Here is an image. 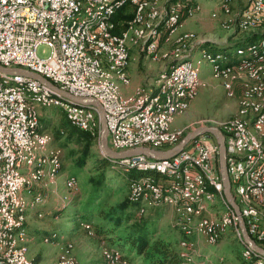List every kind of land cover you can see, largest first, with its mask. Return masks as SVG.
Listing matches in <instances>:
<instances>
[{"label": "bare ground", "instance_id": "bare-ground-1", "mask_svg": "<svg viewBox=\"0 0 264 264\" xmlns=\"http://www.w3.org/2000/svg\"><path fill=\"white\" fill-rule=\"evenodd\" d=\"M96 1H99L100 6H97ZM209 1H221L224 13L228 16L232 15L234 0ZM126 2L127 0H114L109 5V0H72L73 11H66L61 22L53 23V32L59 33L54 35V46L57 47L58 58L61 66L64 67L67 79H55L49 72L36 71V64L34 63H27V71L49 80L62 91L71 89L78 94H83L86 98L97 101L104 97L107 98L112 109L117 111L107 128L110 140L116 148L122 150L119 152L143 147L159 150L165 146L178 145L183 134L172 127L171 119L190 107L191 103L198 97L201 85L199 72L191 55L192 37L187 33L178 35L174 41L176 46L174 53L186 52L188 46L190 53L185 54L171 71L164 74L160 80V86L168 85L175 73H179L185 66H189V73H195L197 88L196 91H192L189 102H184L180 95L188 89L190 75H183L182 80H173L165 91L164 87H159L145 104L133 109L127 105L125 96L121 95L120 84L112 81V76L118 77L119 81L127 82L125 71L130 65V44L143 46L146 56L156 60L158 50L153 55V47L158 48V41L162 37V33L168 32L170 35L176 33L182 18L185 15L192 18L199 9L197 6L186 8L181 1L171 0L168 6L163 8L160 5V0H145L139 8L138 16L129 21V28L124 32V39L120 42L122 71L124 72L122 74L121 71H118V65L99 61L97 53L90 47L92 30L106 26L107 20L115 16L116 11H119ZM176 8L177 11H183V13H176V18H174V9ZM252 9H260V2H252ZM245 12H247V7L237 22V28L245 32L264 31V18H247L245 24ZM149 13V23L160 21L162 33L160 29H153L151 25L147 24V14ZM8 20H10V13L0 12V23ZM238 54H247V57L237 60L234 65H232V61L229 62L228 57L214 56L207 51L203 52L202 58L214 67L215 77L218 79L226 81L236 73H246L251 78V85L242 90V95L239 98V116L226 123L221 132L232 129L234 125L242 126L247 140L252 141L258 152L242 163L237 171V181L242 187L231 184V188L238 205L264 220V201L254 195L256 178L252 177L254 172L264 167V129H261L257 122L261 119V111H264V42L259 47H250L246 52L239 50ZM0 66L7 69H22V61L0 57ZM222 70H226V72L220 73ZM25 77H14L0 73V93L14 95L26 106L22 107V116L19 122H15L14 117H7L6 139H4L5 151L13 154L4 156L2 169H10L13 166L15 185L12 190L3 189L5 217L4 222L0 223V261H3L4 256V259L10 260L11 264H33L22 244L23 240L28 239L27 224L29 218L24 198L27 196L33 198V204L39 203L35 199L36 187L34 183L41 184L45 179L57 180L63 168V162L59 158L45 153L49 139L40 130V108L58 106L64 110L72 126L89 132L92 136L100 133L95 125L97 109L76 105L47 86L36 84L34 82L36 80ZM225 88L228 97L235 98L232 83L226 82ZM157 100L158 107L161 109L159 115L156 111L149 110ZM69 112L77 116H87V126L85 127L83 123L71 118ZM139 112H146L148 127L159 132L158 135L149 137L145 134H131L123 138L121 131L128 122L137 120ZM21 134H23L22 137ZM201 140H209V135L198 137L184 150L198 148ZM225 145L227 154H229V150L232 148V139L225 138ZM177 157L178 155L166 160L148 157L138 164L128 162L126 159L115 160L117 165L127 171L145 172L152 175V177L148 175L142 177L140 183H137L140 193L144 192V194L139 196V193H136L133 201L141 202V215L145 213L148 204L155 206V208H161L165 202L177 207L179 215H189L181 219V226L184 225L185 233L180 247L187 254L186 260L189 259L188 256L192 251L189 246H182L187 244V237L185 236L200 234L207 238L209 244L217 246L229 231L236 233L244 243L238 215L225 198L224 184L222 185L210 174L209 167L205 164H199L198 156H183L180 161L171 164V161ZM131 160H138V156H132ZM232 162L233 155H227V172L231 183L233 182ZM191 167H193V173L199 176V183L204 187V189L195 192L193 201H184L179 204L180 192L177 189H160V193L155 198L153 197L151 187H157V183L172 184L178 182V175L187 174ZM77 183L76 177H69L66 181L67 190H73ZM216 203L223 205L219 211L216 209L218 207ZM222 210L226 211L225 217L215 218L214 212L219 213ZM192 212L199 213L190 215ZM38 217L42 218V214H38ZM191 222L194 223L192 227L188 226ZM203 225L204 228H201ZM9 234H12V237H7ZM13 238L16 250L5 249L13 248ZM196 250L195 243L193 252ZM103 256L104 262L102 264H127L120 254L111 250L106 249ZM243 258L248 262L254 261V264H264V257L254 252L248 245L243 253ZM188 261L193 262L192 258ZM55 264H76V262L72 259H64Z\"/></svg>", "mask_w": 264, "mask_h": 264}, {"label": "rangeland", "instance_id": "rangeland-1", "mask_svg": "<svg viewBox=\"0 0 264 264\" xmlns=\"http://www.w3.org/2000/svg\"><path fill=\"white\" fill-rule=\"evenodd\" d=\"M170 1L171 0H167V1L160 0L161 7L166 8ZM192 1L194 2L189 7L197 6L199 8L198 12L194 15V17L197 14H199L201 9H206L209 12V14L212 15V13L215 10H218L219 8L216 6L217 4L214 3L217 1L214 2H211L209 0H192ZM247 4H248V0H234L233 2L234 11L231 17H227L225 15L222 9V4L220 5L221 13L224 14L226 17L221 24L224 30L223 29L220 30L222 32L229 31L227 33L231 32L232 34H234L233 37L237 38L236 40H234V43L237 42L239 39L243 38L244 36H246L244 34H250L252 32L241 31L237 28L235 29L234 25L231 27H226L224 26V24L229 19L238 21V19L241 17L243 13L242 11H244L245 8L247 7ZM237 6L239 7L236 8ZM239 12H242L241 15ZM238 13L240 16L238 15ZM195 18L192 17L187 19L186 23L182 28L179 29V31H177L172 35L168 34L169 37L167 36L168 38H166L165 42L162 45L160 44V39H161L160 37L158 41V48L160 50H158L157 52L158 58L156 60L152 58H148L146 56V51L143 46L130 44V51L131 48L134 47L137 48L140 52V55L136 56V60L132 59L133 61H131L130 58V65H132V67L135 68V71L139 78L138 80L142 85L139 86V88L137 87L138 90L134 95L125 97L127 101V105L129 107L136 108L135 106L138 107L139 105L141 106L145 104L147 100L157 92V89L160 87V80L162 76L166 73H169L171 69L181 60V58L185 56V54L187 55L188 53H190L189 49L186 52H182L183 54L174 53V50L176 48V46L174 45V41H176L180 33L187 32L188 34L189 31H195L197 33L201 31L199 27H195L194 25L192 26L191 24ZM211 19L213 20L212 17ZM214 21H219V20H214ZM126 31L127 28L124 32ZM197 33L189 32V35L191 34L192 43L195 44L194 45L195 49L192 51L191 55L193 57L194 65L199 72V78L202 84L200 85L199 88L198 97L192 102L193 105L191 103L190 107L187 110L179 113L180 115H182L181 113L184 112L187 113L191 108V106H193V111H192L193 123L187 126L186 124L187 122L186 120H184V116H179L178 120L173 125V127L181 128L178 130L182 132L183 134L182 138H184L188 133H191L192 131L198 129L199 127H217L222 131V127H224L226 123L239 116L240 114L239 98L242 95L241 92L244 88H247L252 83L250 76L247 75L246 73L245 74L236 73L226 81L216 78L214 67L202 58L203 52L207 51L202 49L203 45H205L209 41H207L205 37L198 35ZM49 53L50 50L46 46H42L38 50V55L42 58H46L49 55ZM195 53H197L196 57L194 56ZM207 53L209 52L207 51ZM174 56L176 57L173 58ZM221 56L228 57L229 62L233 60V58L229 56H225L222 54ZM238 56L242 57L244 56V54H238ZM235 63L236 61L234 62L232 61V65H234ZM127 71L128 70L126 69L125 71V74L127 75V77L125 75L126 78H128ZM151 75H157L158 77L155 81V85L153 86L143 85L146 82H148L147 76H151ZM113 79L116 80L115 77H113ZM226 82L232 83L233 89L235 91V98L238 99V111L235 115H234V111H230L232 105V98H229L227 95V90L225 88ZM150 91L152 92L150 93ZM39 112H40V118L44 119V122L41 124L42 126L40 125V130L43 131L48 136L49 139V144L45 149V153L49 156L59 158L63 162V168L57 180L54 181L47 180L41 184L34 183V186L36 187L37 190V187L41 185L42 189H40V192L44 195L45 198L44 205H46L49 198L48 190L51 187V185L53 186L56 185L58 187L57 190L60 189V194L62 197L61 200L63 201L62 205H64V207L61 210L57 211L56 213H51L52 211L43 205L40 208H38L40 213H42V218H38L36 212L30 211L29 213V208H33V206H38V205H34L33 202L30 203L29 201L26 202L27 196L24 198V203H26L25 205L26 209L28 211V214H30L27 224L28 237L30 243L29 245L27 243L25 244L24 242L26 240H23L22 244L27 248L26 251L27 250L29 251V253H27V256L33 264H49L53 259L57 257V255L59 258L62 251L65 253L64 255H67L65 259L71 258L76 262V264H78L76 258H74V256L71 255V253L74 252V245L72 244V242H68V241L72 237V235L74 234L78 235L82 231H85L81 226L82 223L90 224V226H92L94 231H93V235H91L92 237H90L89 239H92L91 241L96 245L97 249H98L97 241L93 240L94 238L93 236H95L94 233H96V237L97 236L102 237L103 240L106 242V243H102V246L106 245L117 248L115 250L119 251L122 257L124 256L129 258L131 263L128 259H126L125 262L127 264H152L151 260H149L146 257V255L140 256L136 250L132 249L130 244L120 242L117 240V237L122 235L123 232L129 229L131 227V224L132 227L136 225L142 228L147 227L148 228L147 233L148 235L149 234L151 235V238L153 240L165 239L172 244V248L176 252H180V253L184 252L180 247V243L185 233V230L183 229L184 225L182 224V227L177 228V222H175L176 219L175 215L176 212H178V208L173 205L171 206L170 204L169 205L163 204L161 208L163 207H170L172 209L176 208V211H174L175 209L173 210L175 214L174 213L171 214L167 210H162L160 213H153L154 211L153 209L155 208V206L148 204V206H146L145 213L141 215L142 204L141 202H139L140 204L139 213L137 212V209L134 207L128 208L129 213L127 214V216H125L126 212L122 215V213L118 211V213L116 214L118 216L117 218L120 219L122 218L123 220L120 224V227L116 226L114 222L103 220L104 217L106 216L104 214V211L108 212V209L110 207L113 208L115 206H118L119 203L127 199V197L128 200L130 199L131 201H133L136 193H139V196H143L144 192L140 193V189L137 186V183H140L142 177L140 178L136 177L132 180L129 179L128 174H126V172H130V171H127L125 168L119 165H117L119 168L115 166L114 160H113L114 165L111 163L112 165H109L105 169L100 168L101 165L99 161L104 157L101 154V150L99 146L101 131L98 128L99 126L98 113L95 116V123H96L95 125L100 133L93 136L95 139H97L98 144L92 148V151L95 153V156L90 157L87 160L86 165L84 167H79L78 161L80 160L81 157L80 147L77 146L75 142H70L67 139V133L65 131L58 129L63 113L66 116L64 110L54 105L49 107H41ZM57 131H59V133H57ZM181 140L178 142V144L181 142ZM109 146L110 148L112 147L114 151L115 150L122 151L116 148L115 144L110 140V136H109ZM56 149H59V151H56ZM169 149H171V147H165V149L163 150L159 149L157 151H167ZM148 176L152 177L151 174H149ZM69 177H76L78 180L77 185L71 191L67 190L66 188V181ZM160 179L162 180V178ZM98 181H100V184H98ZM224 195H225V190H224ZM37 200L39 201V205L43 203V198L39 194L37 196ZM216 205H218V207L216 208L217 211H219L223 207V205L220 203H216ZM214 213H215V218H223L225 217L226 211L222 210L219 213L218 212H214ZM129 216L131 218V222L127 220V217ZM29 225L30 228L33 229L32 230L33 239L29 233L30 232ZM193 225H194L193 222L188 224V226L190 227H192ZM101 226H104L103 229L106 230L102 229L103 232H100L99 235L97 234V229L100 228ZM193 237L195 239L196 247H197V242H196L197 237H202L205 239L206 248L204 250L206 253L212 255V259L215 264H244V261L248 262L243 258V253L245 252V248L247 246L245 244V240L243 239L244 240L243 243L240 240V238L236 235V233H232L228 231L217 246H212L211 244H209L207 242V238L203 235L195 234L193 235ZM46 240H48L49 242ZM63 244L64 246L65 245L66 246L65 248H63L64 247L63 246L60 252V246ZM68 244H72L73 246V249L70 250L71 251L70 254L66 253V251H69L67 248ZM102 246L101 247L99 246L100 250H102L101 249ZM105 250L106 249H104L103 252ZM185 255L187 257L186 253ZM196 255H197V250L195 252H192L188 256L189 259L192 258L193 262H189L188 259L186 260V264H202L197 261ZM37 256H41L42 260L40 261V259H36ZM79 259H80L79 264H87V262H84L82 258L79 257Z\"/></svg>", "mask_w": 264, "mask_h": 264}, {"label": "built area", "instance_id": "built-area-1", "mask_svg": "<svg viewBox=\"0 0 264 264\" xmlns=\"http://www.w3.org/2000/svg\"><path fill=\"white\" fill-rule=\"evenodd\" d=\"M113 1L114 0H109V5H111ZM144 1L145 0H127L126 4L119 11L127 7V12L133 15L131 20H134L138 16L139 8ZM96 2L97 6H100L99 1ZM252 2H260V9H252ZM66 11H73L72 0H0V12L10 13V20L0 23V57H5L10 60H21L22 69L25 70H27V63H34L36 64V71L49 72L55 79H67L64 67L61 66L58 58L57 47L54 46V35L59 33L53 32V23L61 22V19ZM119 11H116L115 16L107 20L106 26H100L98 29L92 30L90 48H93L94 52L97 53V59L99 61H106L109 64L118 65V71H121L122 74H124L122 71V57L120 56V42L124 39V31L126 28H129L130 20L125 23L124 28L117 33L116 31L119 24L115 21V17ZM176 13H183V11H177V8L174 9V18H176ZM149 15L150 13L147 14V24L151 25L153 29L161 30L160 21L158 23H149ZM247 18H264V0H249L247 4V12H245V24ZM185 19L186 18L183 17V21ZM174 30H176V27H174ZM234 39L236 40L237 38ZM194 45L195 44L191 46ZM42 46H46L50 50V53L46 58H42L38 55V50ZM157 50L160 49L153 47V55H155ZM175 57L176 56L173 58ZM224 72H226V70H222L220 73ZM183 75H190V84L188 85V89L184 90L180 97L184 99V102H189L192 91H196L197 89L195 73H189V66H185L183 70L173 75L172 81L182 80ZM11 76L22 77L21 75ZM34 82L36 84L43 85L37 81ZM129 85L130 81L126 86L128 87ZM168 85H161L160 87H164L165 91ZM65 92L76 98L89 99L83 94H78L76 91L71 89H67ZM98 102L105 111V118L108 127L112 117L116 115L117 111L112 109L111 103L105 97L101 98ZM22 107L26 106L22 104L16 96L0 93V223L4 222L5 217L3 189L12 190V187L15 185L13 181V166L10 169H2L4 156L6 154H13L7 153L4 148V139H6L7 130V117H14L15 122H19V119L22 116ZM149 110H154L159 115L161 109L158 107V100L152 104ZM70 115L71 118L83 123L85 127L87 126V116H77L74 113H70ZM257 122L259 127L264 129V111H261V119ZM98 128L101 130L100 118ZM158 133L159 132H155L152 128L148 127L146 112H139L137 120L128 122L127 126L121 131L123 138L131 134H145L149 135V137H155ZM222 134L224 138L232 139V148L229 150V154H227L233 155V162L231 163V168L233 169V182L231 184H234L236 187H242L237 181V171L242 163L252 158L253 155L258 154V152L254 148L252 141L247 140L242 126L234 125L232 129H226L222 132ZM22 135L23 134H21V137ZM111 149L114 151L112 147ZM56 151H59V149H56ZM187 155L198 156L199 164H205L209 167L210 174L223 185L219 162V145L213 136L209 135V140H201L198 148L196 149L183 150L180 154H178V157L174 161H171V164H175L176 161H180L183 156ZM147 158V156L138 155V160H131V157H128L126 158V161L136 162V164H138L140 161ZM159 166L167 167L162 165ZM252 177L256 178L254 195L256 198L264 201V167L254 172ZM151 188L154 198L160 193V189H177L180 192L179 204L184 201H193L195 199V192L204 189V187L199 183V176L193 173V167L189 169L187 174L178 175V182L172 184L157 183V187ZM163 204L169 205L166 202ZM238 207L249 236L258 246L264 249V220L251 214L241 205H238ZM174 209L176 211V208ZM193 213L199 212H192L190 215ZM185 216L189 215H179V213L176 212L175 222H177V228L182 227L181 219ZM238 218L240 222V217L238 216ZM201 228H204V225ZM7 237H12V234H9ZM185 237H187V244L182 246H189V249L193 252V248H195L194 237ZM5 249L16 250L14 238L13 248ZM0 264H11V262L10 260H5L3 256V261H0Z\"/></svg>", "mask_w": 264, "mask_h": 264}, {"label": "crops", "instance_id": "crops-1", "mask_svg": "<svg viewBox=\"0 0 264 264\" xmlns=\"http://www.w3.org/2000/svg\"><path fill=\"white\" fill-rule=\"evenodd\" d=\"M211 2H214V1H211ZM220 2L219 1L214 2V3L217 4L216 6L219 7V8H218V10H215V11L213 10L214 12L213 11H212L213 13L211 12L212 15L209 14V12L206 9H201L199 14H197L195 16L196 18L193 16V18H195V19L191 23L192 26L194 25L195 27H199L201 29V31L198 32V33L195 32V31H189V32H194V33H197L198 35H201V36L205 37V39L207 41H209V43L213 44L214 46L226 47L228 45L233 44L235 39L233 37L234 34H232L231 32L227 33L229 31H227V32H225V31L222 32L221 31L223 29L221 24L225 20V18H226L225 15L226 14L224 15V14L221 13V6H220L221 4H220ZM217 7H216V9H217ZM238 7L239 6H237L236 8H238ZM232 10H233V5H232ZM242 12H239L240 15H241ZM239 13H238V15H239ZM226 16L227 17H231V15L230 16L226 15ZM211 17L213 18V20L211 19ZM214 20H219L220 22L219 21H214ZM237 22L238 21H236V20L234 21L232 19H229L228 21L225 22L224 26L231 27V26L234 25V28L236 29L237 28ZM185 23H186V21L183 24H180L179 29L182 28ZM179 29H178V31H179ZM189 32H188V34H189ZM183 33H187V32H183ZM183 33H180V34H183ZM191 34H190V36H191ZM192 45H193V43H192ZM194 49H195V47L191 46V52ZM130 54H131V57H130L131 61H133V60H136V56L140 55V52H139V50L137 48L132 47L131 51H130ZM194 56L196 57L197 53H195ZM127 70H128L127 71V73H128L127 82L119 81L118 77L112 76V79H113V77L116 78V80L113 79V81L120 84L121 95H124L125 97L130 96V95H134L137 92L139 86L142 85V84H140V81L138 80L139 78L137 76L135 68L132 67V65H130V67H128ZM126 77H127V75H126ZM157 78H158L157 75L147 76L148 82H146V83H148V84L145 83L143 85L153 86V85H155V81H156ZM129 81H130V85L127 87L126 85L129 83ZM201 84H202V82H201ZM151 92L152 91H150V93ZM128 98H130V97H128ZM192 105H193V103H192ZM131 108H133V107H131ZM192 111H193V106H191V108L189 109V111L187 113L184 112V113H181L182 115L179 114V115L173 117L171 119L172 127H173L174 123L178 120L179 116H184V120H186L187 126L192 124L193 123L192 122V119H193L192 118L193 117L192 116ZM230 111H234V115L237 113V111H238V99L237 98L232 99V105H231ZM173 128H177V127H173ZM177 129H181V128H177ZM47 180L48 179H45L44 182L47 181ZM49 181H52V180H49ZM40 189H42L41 185H39L37 187L36 194H35V199L37 200V196L39 194L43 198V203L40 204V205H39V203H36L34 205H38V206H33V208H29V213H30V211L36 212L37 217H38V214H40V211L38 210V208H40L41 206H43L45 204V198H44V195L40 192ZM57 189H58V187L56 185H54V186L51 185V187L48 190V195H49L48 202L46 203V205H44L46 208H48L49 210L52 211L51 213H56L57 211L61 210L64 207V205H62L63 201L61 200L62 197H61V194H60V189L59 190H57ZM27 201H29V203H30V202L33 201V198L29 199L28 197H26V202ZM25 205H26V203H25ZM154 209H157V208H154ZM162 210H167L171 214L172 213L175 214V212H174L175 210L170 208V207H164L163 209L154 210L153 213H160ZM175 217H176V215H175ZM81 226H82V228L85 231H82L78 235L77 234L72 235V237L68 241V242H72V244L74 245V252L71 253V251H70L71 249H73L72 244H68L67 248H68L69 251L65 250L66 253H68V254L71 253V255L74 256V258H76V261H78L77 262L78 264L80 263L79 262V260H80L79 257L82 258L84 262H87V264H90V263L91 264L92 263L102 264L104 262L103 250L104 249L111 250V247L106 246V245L102 246V243H106V242L103 240L102 237H98V236L96 237V233H94L95 236H93L94 237L93 240L97 241V244H98V249H97L96 245L91 241L92 239H89L90 237H92L91 235H93V231H94L92 226H90V224H85V223H82ZM27 228H28V225H27ZM32 230L33 229L30 228V225H29V231H30L29 233H30V236L33 239ZM196 242H197V255H196L197 256V261L199 263H202V264H215L213 262L212 255L206 253L205 250H204L206 248L205 239L202 238V237H197L196 238ZM24 243L25 244L27 243L29 245V243H30L29 242V237ZM58 244H56V245H58ZM63 246H64V244L60 246V252H61ZM65 246L63 248H65ZM99 246L100 247L102 246V248H101L102 250L99 249ZM28 253H29V251H28ZM64 254L65 253L62 251L60 256H59V258H58V255H57V257L55 259H53L49 264H55L56 262H58L60 260H64L66 258V256H67V255H64ZM36 259H40V261L42 260L41 256H37ZM67 259H71V258H67Z\"/></svg>", "mask_w": 264, "mask_h": 264}, {"label": "trees", "instance_id": "trees-1", "mask_svg": "<svg viewBox=\"0 0 264 264\" xmlns=\"http://www.w3.org/2000/svg\"><path fill=\"white\" fill-rule=\"evenodd\" d=\"M174 1H182L186 5L185 6L186 8L191 6L194 2L192 0L191 1H189V0H174ZM127 10H128L127 7L123 8V10L119 11V13L115 17V21L119 24V27L116 31L117 33L120 32L124 28L125 23H127L133 17V15L131 13H128ZM184 18H186V19L183 21V18H182L181 24H183L188 19V17L186 15L184 16ZM261 31L257 30V31H252V33H250V34H244L246 36H244L243 38L239 39L237 42H235L231 45H228L226 47H217V46H214L213 44L208 42L205 45H203L202 49L207 50L210 54H212L214 56L221 55V54L225 55V56H229V57L233 58L232 61L234 62V61L240 60L241 58L247 57V54L242 56V57L238 56L237 52L239 50H243L246 52L250 47H259L260 44L262 42H264V31H262V32ZM167 34H168V32L162 33V37L160 40L161 45L165 42V40L168 36ZM245 48H247V49H245ZM174 64H175V62H174ZM43 122H44V119L40 118V125ZM58 129L65 131L67 133V139L70 142H75L77 144V146L80 147L81 157H80V160L78 161V166L84 167L86 165L87 160L90 157L95 156V153L92 151V148L98 144L97 139H95L89 132H85V131H82V130H79V129L73 127L64 113H63V116L61 118L60 125H59ZM57 133H59V131H57ZM165 147H174V146H165ZM165 147H162L160 149L163 150V149H165ZM99 162L101 165L100 168H102V169H105L109 165L113 164V160H109L107 158H103ZM114 164H115V166H117L116 163H114ZM126 174H128V177L131 180L136 178V177L140 178V177L148 175V174H145L143 172H138V171H130V172H126ZM102 175H104V174H102ZM98 184H100V181H98ZM129 207L136 208L138 213L140 211V204L137 202H133L130 199L128 200V197H127V199L120 202L118 206H115L113 208L110 207L108 209V212L104 211V214L106 216L104 217L103 220H106L109 222H114V224H116V226L120 227V224L123 220H122V218L121 219L117 218L118 216L116 214L118 213V211L121 212L122 215L126 212L125 216H127V214L129 213V210H128ZM163 208H157V209H153V210H159V209H163ZM127 220H129V222H131L130 216L127 217ZM103 228H104V226H101L100 228H98L97 234L100 235V232H103L102 231ZM103 230H106V229H103ZM147 230H148L147 227L142 228V227H139L137 225L132 227V224H131V227L129 229H127L125 232H123L122 235L118 236L117 240L120 242L130 244L132 249L136 250L140 256L146 255V257L149 260H151L152 264H185L186 255L184 252L183 253L176 252L172 248V244L165 239H154L153 240L151 238V235L150 234L148 235ZM109 247H111V246H109ZM113 248L114 247H111L112 252H114L116 254H120L119 251L115 250L117 248H114V249ZM123 258L125 260L128 259L130 261V259L127 257L123 256ZM130 263H131V261H130ZM244 264H254V261L253 262H245L244 261Z\"/></svg>", "mask_w": 264, "mask_h": 264}, {"label": "water", "instance_id": "water-1", "mask_svg": "<svg viewBox=\"0 0 264 264\" xmlns=\"http://www.w3.org/2000/svg\"><path fill=\"white\" fill-rule=\"evenodd\" d=\"M0 73L7 74V75H21L26 76L28 78H32L41 84L47 86L54 92L58 93L65 99L70 100L76 105H80L83 107H94L98 110L99 118L101 121V133L99 139V146L101 150V154L104 158L109 160H122L132 156H147L149 158H153L156 160H166L173 158L180 154L186 146H188L193 140L197 139L200 136L211 135L213 136L218 145H219V162L221 168V174L223 179V184L225 188V196L230 205L235 209L236 213L240 217V227L243 233L244 240L246 244L256 253L264 257V249L256 244V242L249 236L243 218L241 217V212L239 207L235 201V197L231 190L230 178L227 172V150L225 145V138L220 129L217 127H199L198 129L188 133L181 142L176 145L175 147L167 150V151H157L152 150L150 148H136L131 150H126L123 152H115L109 146V133L107 128V121L105 118V111L101 104L95 99H83V98H76L69 93L60 90L57 86L52 84L50 81L46 80L45 78L41 77L40 75L29 72L25 69H7L0 66Z\"/></svg>", "mask_w": 264, "mask_h": 264}]
</instances>
